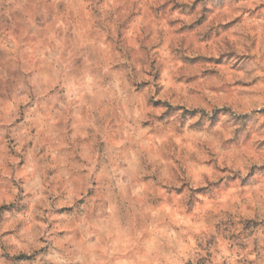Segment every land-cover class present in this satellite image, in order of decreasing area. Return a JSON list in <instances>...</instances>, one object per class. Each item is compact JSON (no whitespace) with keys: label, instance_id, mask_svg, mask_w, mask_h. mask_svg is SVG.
Here are the masks:
<instances>
[{"label":"clouds","instance_id":"9594fccd","mask_svg":"<svg viewBox=\"0 0 264 264\" xmlns=\"http://www.w3.org/2000/svg\"><path fill=\"white\" fill-rule=\"evenodd\" d=\"M0 264H264V0H0Z\"/></svg>","mask_w":264,"mask_h":264}]
</instances>
